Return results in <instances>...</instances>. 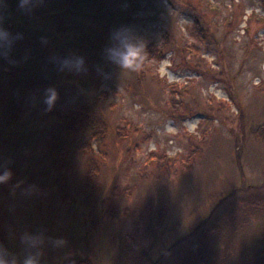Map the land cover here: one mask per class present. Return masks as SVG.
Returning a JSON list of instances; mask_svg holds the SVG:
<instances>
[{"label":"rangeland","instance_id":"1","mask_svg":"<svg viewBox=\"0 0 264 264\" xmlns=\"http://www.w3.org/2000/svg\"><path fill=\"white\" fill-rule=\"evenodd\" d=\"M7 2V15L32 22L8 28L23 38L14 63L0 59V164L14 173L0 185V241L16 251L21 231L43 229L68 241L46 249L44 264H133L121 237L142 213L135 240L136 255L147 248L145 264H177L185 252L210 264H264V133L253 131H264V0H85L84 15L78 0H44L30 13ZM79 24L106 37L76 52L91 69L70 77L58 70L52 37ZM122 25L145 45L138 71L104 59ZM49 85L59 92L50 111ZM80 104L105 120L103 136L90 126L64 135L63 118ZM185 119H197L193 130ZM60 133L69 160L61 190L48 153ZM90 156L97 186L87 198ZM29 184L37 191L26 195ZM228 220L248 225L231 238L209 233Z\"/></svg>","mask_w":264,"mask_h":264},{"label":"trees","instance_id":"2","mask_svg":"<svg viewBox=\"0 0 264 264\" xmlns=\"http://www.w3.org/2000/svg\"><path fill=\"white\" fill-rule=\"evenodd\" d=\"M85 0H78V7L77 12H81V14L84 15L85 10L88 8L82 7L81 3ZM7 4L3 7L2 11H0V15H2L3 19L7 22V28L14 29L17 27V29L26 28L31 29V20H23L19 19L17 17H10L7 15L9 12L7 10ZM97 8L92 7L89 12H87L89 15H93L95 11H97ZM61 12V9H58V12L56 14H59ZM54 13V12H53ZM61 27V26H60ZM64 28V25L62 29ZM63 39L58 38L57 34L52 37L55 48H59L56 53L57 58L64 57L70 53H76L83 50L92 51L96 46H100L102 40L104 37H106V33L104 34L102 29H98L95 26L90 28L89 33L85 30L84 26L82 24H79L76 28L73 29L72 26H66L65 29L62 31ZM54 34V32L51 33V36ZM50 36V37H51ZM47 39L49 40V35L47 34ZM83 49V50H81ZM151 56V55H150ZM162 57V56H161ZM158 55V59H159ZM91 67V65H90ZM87 66V71L89 68ZM31 68V67H30ZM91 69V68H90ZM95 70V69H94ZM70 77L79 76L84 73H73L66 71ZM68 78V77H65ZM81 79V78H80ZM91 107L89 105L80 104L75 108L76 115L69 114L65 118H63V131L64 135H74L77 132H80L82 129H84L87 126H90V128L95 130L96 135L103 136L105 133V120L101 117V115L96 114L95 112L90 110ZM262 127H255L253 131L264 133L262 130ZM53 136V135H52ZM52 143V144H51ZM51 147L48 150L49 156L52 160L53 168L55 171H57V178L56 181H54V184L59 187V190H61L65 185V171L68 168L69 160H68V150L65 145L64 136L62 133L58 135H54L51 139ZM81 144H84L83 142ZM96 165V160L92 156H90L87 159L86 163V173H85V179L86 182L84 184L83 190L87 198L92 197L96 193V186L97 183L95 182L96 177V170H94L92 167ZM97 166V165H96ZM64 195V194H63ZM260 207L254 211L258 212L260 211ZM105 211V210H104ZM108 211V210H106ZM156 217H159L158 213H156ZM143 215H139L138 219L134 220V222L131 224L130 228L127 230L124 236L121 237V246H122V255L126 258H132L133 264H145L148 259V252L147 248L143 250V253L140 252L136 255L137 252V245H136V234H140V236L143 235L145 232V224L143 220ZM248 224L245 222H241L240 224H235V221L228 220L223 225H214L211 226L209 229V233L212 232V234H215L216 232H222L225 231L227 234V237L231 238L237 233L242 232ZM135 227V229H133ZM212 228V229H211ZM223 233V232H222ZM218 234V233H217ZM202 252V251H201ZM203 253V252H202ZM188 255V256H187ZM181 257V258H180ZM177 260V264H210L209 257H203V255H200V252L192 253V252H185L182 254ZM155 264V263H154Z\"/></svg>","mask_w":264,"mask_h":264},{"label":"clouds","instance_id":"3","mask_svg":"<svg viewBox=\"0 0 264 264\" xmlns=\"http://www.w3.org/2000/svg\"><path fill=\"white\" fill-rule=\"evenodd\" d=\"M18 7L30 13L37 4L44 0H17ZM6 5V0H0V11ZM23 38V34L11 32L4 26L3 17L0 15V59H7L14 63L11 56L16 41ZM145 45L140 42L129 26H117L113 28L108 37V43L103 49L104 59L113 65L127 71H138L144 63ZM59 71L83 73L87 71L86 60L83 55L70 53L58 60ZM59 98V92L55 85H49L43 90L42 102L46 110L50 111ZM13 170L7 164H0V185L8 184L13 178ZM23 181H16L13 188L20 187ZM37 191L34 184L23 188L26 195ZM19 248L16 251L10 250L0 241V264H44L46 249L63 250L68 247V241L62 236H49L45 230H24L18 236ZM68 264H76L75 259H70Z\"/></svg>","mask_w":264,"mask_h":264},{"label":"bare ground","instance_id":"4","mask_svg":"<svg viewBox=\"0 0 264 264\" xmlns=\"http://www.w3.org/2000/svg\"><path fill=\"white\" fill-rule=\"evenodd\" d=\"M162 66H165V64L162 63ZM162 74H163V73H162ZM217 95H218L219 98H224V99H226V95L220 93L219 91H217ZM184 122H185L184 124H185L189 129L193 130L195 124L197 123V119H192V120L185 119ZM170 123H171V122H170Z\"/></svg>","mask_w":264,"mask_h":264}]
</instances>
